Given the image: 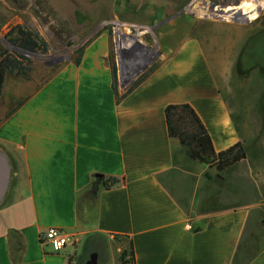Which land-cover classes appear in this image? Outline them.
<instances>
[{"label": "crops", "instance_id": "0c3cea01", "mask_svg": "<svg viewBox=\"0 0 264 264\" xmlns=\"http://www.w3.org/2000/svg\"><path fill=\"white\" fill-rule=\"evenodd\" d=\"M199 24L166 47L154 70L120 102L107 30L85 47L80 63L70 60L42 82L6 75L0 149L13 173L0 204L7 202L0 264H14L12 230L24 243L20 264H77L76 248L54 251L42 242L40 232L50 227L76 232L79 247L85 237L98 239L103 264H121L131 242L136 260L129 264H264L263 131L255 155L246 146L247 158L223 178L189 158L168 133L169 104H191L217 152L246 140L247 128L235 116H264L257 104L232 101L229 87L250 33L219 19ZM107 176L122 181L107 189ZM232 186L240 196L259 198L231 206ZM218 189L226 190V202L217 201Z\"/></svg>", "mask_w": 264, "mask_h": 264}, {"label": "rangeland", "instance_id": "374dc122", "mask_svg": "<svg viewBox=\"0 0 264 264\" xmlns=\"http://www.w3.org/2000/svg\"><path fill=\"white\" fill-rule=\"evenodd\" d=\"M216 9L222 10L221 15L215 14ZM205 19L237 23L250 33L234 61L240 69H232L231 98L264 108V0H0V46L24 61L26 74H19L42 82L74 60L76 51L95 34L110 30L109 60L117 68L123 91L156 65L166 47L175 46ZM19 26L38 31L48 43L47 51H28L11 42ZM234 118L241 128H247L243 142L254 156L256 137L264 133V116ZM218 194L221 199L217 201L226 202V190ZM258 198L240 196L231 188V206ZM6 203L0 206V217H4ZM83 246L77 244L76 253Z\"/></svg>", "mask_w": 264, "mask_h": 264}, {"label": "trees", "instance_id": "16d2710c", "mask_svg": "<svg viewBox=\"0 0 264 264\" xmlns=\"http://www.w3.org/2000/svg\"><path fill=\"white\" fill-rule=\"evenodd\" d=\"M107 31L112 35L110 30ZM99 33L95 34L76 51V63L81 62L85 47ZM11 42L28 51L40 50L46 52L48 49L46 39L38 31L32 28L25 29L24 27L19 26L16 30L15 36L11 38ZM155 66L156 65L152 66L140 78L133 82L128 89L121 91L118 86L117 68L113 65V88L117 95V101L120 102L131 93L145 78H147V76L154 70ZM26 71L27 67H25L24 61L20 57L9 53L7 49L0 46V97L3 91L6 75L14 72L26 74ZM165 114L170 137L179 140L189 158L198 160L210 167H214L216 171L220 173L247 158L248 153L243 141H239L229 148L217 152L205 123L191 104H169L166 107ZM121 181L122 178L120 177L107 176L102 181V184L105 188L109 189ZM10 242L12 249V262L14 264H20L24 243L18 231H11ZM72 260L73 258L70 257V261ZM135 260V253L131 242L128 248H124L121 251L120 262L121 264H129L135 263Z\"/></svg>", "mask_w": 264, "mask_h": 264}, {"label": "built area", "instance_id": "2783aa9c", "mask_svg": "<svg viewBox=\"0 0 264 264\" xmlns=\"http://www.w3.org/2000/svg\"><path fill=\"white\" fill-rule=\"evenodd\" d=\"M218 11L219 13H217ZM221 13L222 10H215V14L221 15ZM40 238L43 243L51 245L54 251H63L68 248L75 249V246L79 242L78 234L76 232L62 227H50L44 229L40 232Z\"/></svg>", "mask_w": 264, "mask_h": 264}, {"label": "water", "instance_id": "95a60500", "mask_svg": "<svg viewBox=\"0 0 264 264\" xmlns=\"http://www.w3.org/2000/svg\"><path fill=\"white\" fill-rule=\"evenodd\" d=\"M211 7H214V4L211 5ZM237 8H235V11ZM137 45H142V42L137 41ZM123 50H127L128 48L123 47ZM12 173H13V166L9 159L8 154L3 149H0V204L3 203L5 200V197L7 195V192L11 185L12 180ZM101 177L102 175H97ZM218 176L220 178H223V175L218 173ZM95 264H97V258H94Z\"/></svg>", "mask_w": 264, "mask_h": 264}, {"label": "flooded vegetation", "instance_id": "af4514ba", "mask_svg": "<svg viewBox=\"0 0 264 264\" xmlns=\"http://www.w3.org/2000/svg\"><path fill=\"white\" fill-rule=\"evenodd\" d=\"M104 253V247L98 243V239L88 238L77 256V264H95L94 258H97V264H103Z\"/></svg>", "mask_w": 264, "mask_h": 264}, {"label": "bare ground", "instance_id": "6f19581e", "mask_svg": "<svg viewBox=\"0 0 264 264\" xmlns=\"http://www.w3.org/2000/svg\"><path fill=\"white\" fill-rule=\"evenodd\" d=\"M129 72V71H128ZM132 76V75H131ZM125 83V82H124Z\"/></svg>", "mask_w": 264, "mask_h": 264}]
</instances>
